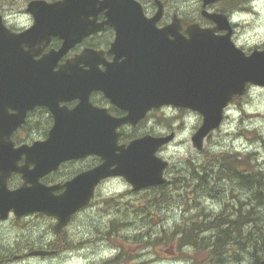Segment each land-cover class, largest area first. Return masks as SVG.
Instances as JSON below:
<instances>
[{
    "label": "clouds",
    "instance_id": "1",
    "mask_svg": "<svg viewBox=\"0 0 264 264\" xmlns=\"http://www.w3.org/2000/svg\"><path fill=\"white\" fill-rule=\"evenodd\" d=\"M34 4L58 6L66 0H31L27 10L18 0H3L0 32L30 33L38 23ZM105 4L106 0H96L95 8ZM133 4L144 19L155 20V30L162 31L160 23L163 30L174 27L181 35L185 21L203 30L200 0H154V19L137 0ZM218 7L227 24L220 31L227 34L213 35L227 38L244 59L264 55V0H218ZM109 11L103 7L98 15L103 12L109 19ZM98 15H88L87 20ZM171 37L176 39L169 33L168 39L175 41ZM51 38L21 47L39 62L47 56ZM126 60L120 57L121 64ZM36 106L25 110L16 127L22 132L17 134L15 128L4 139L13 152L21 149L17 143L31 149L48 135L50 119ZM218 110L220 119L207 127L201 108L165 101L147 107L136 122L119 124V131L115 127L116 157L121 137L155 142L151 159L160 165L159 184L137 189L128 174L111 170L118 166L114 161L66 222L38 207L18 211L6 199L0 207V264H264V83L244 80L241 90L220 101ZM6 112L20 115L12 106H6ZM15 164L29 172L37 169L26 152ZM40 176L23 189L42 186ZM22 179L24 172L0 169V193H17L11 189ZM37 250L43 259L37 258Z\"/></svg>",
    "mask_w": 264,
    "mask_h": 264
},
{
    "label": "water",
    "instance_id": "2",
    "mask_svg": "<svg viewBox=\"0 0 264 264\" xmlns=\"http://www.w3.org/2000/svg\"><path fill=\"white\" fill-rule=\"evenodd\" d=\"M215 1L204 0V5ZM95 3L96 0H66L65 5L58 6L34 4L32 11L38 23L30 33L13 36L0 32V169L21 171L26 177L21 186L11 189L17 193H0V207L7 199L18 211L38 207L58 214L59 219L66 222L69 212L87 201L95 181L108 174L114 161L119 163L111 170L128 174L137 189L159 184L160 165L151 159L155 142L143 137L128 145H119V157H116L115 127L134 122L135 116L141 117L147 107L165 101L201 108L207 116V127H211L220 119V101L241 90L244 80L264 83V55L244 59L231 48L227 38L213 35L217 29L227 27L223 14L205 10V14L218 23L217 27L201 30L190 24L187 34L181 31V36L174 27L155 30V20L144 19L133 0H106L100 9L95 8ZM103 7H109V19L101 24L96 23V16L93 21L87 20L88 15H98ZM107 24L116 27L118 32L110 50L116 55L113 61L102 60L96 50L87 48L82 56L58 67L75 43ZM169 33L176 36V39L171 37L175 41L168 39ZM51 36L61 39L62 45L45 51L47 56L43 60L36 62L32 53L23 52L22 43L48 40ZM121 56H127L123 64ZM100 63L106 65L104 70L100 68L104 72L98 68ZM110 81L114 90L110 89V84L103 86V82ZM93 90H103L129 114L115 118L106 109L92 106L89 97ZM73 98H79L81 104L71 110L59 107L60 101ZM35 105L45 106L55 115L49 136L31 149L23 144L17 147L20 150L13 152L11 143L5 144L4 139L19 125L25 110ZM6 106L18 108L20 115H8ZM21 152L28 153L29 163H37L35 172H29L27 167H16L15 161ZM88 155L100 156L103 161L67 181L64 192L56 193L62 185L42 182V178L57 170L62 162ZM39 175L42 186L36 184L34 189H23L29 182L35 184Z\"/></svg>",
    "mask_w": 264,
    "mask_h": 264
},
{
    "label": "flooded vegetation",
    "instance_id": "3",
    "mask_svg": "<svg viewBox=\"0 0 264 264\" xmlns=\"http://www.w3.org/2000/svg\"><path fill=\"white\" fill-rule=\"evenodd\" d=\"M139 1L143 5L145 14L148 17L153 16L152 15V5L154 3V0H139ZM200 4H201L200 22L203 25V27L205 28L216 27L218 24L205 14V10L206 12H210V13H217V12L223 13L222 8L218 7V1L205 6L204 0H200ZM158 9L159 7L157 6V11ZM106 20H107V16L103 12H101L98 16H96V23L98 24H101L105 22ZM190 23L192 22L185 21L184 26L181 29L182 33L186 32V28ZM158 26L162 27L164 25L158 23ZM225 32L226 31H223V32L220 31V29L216 31L217 34H223ZM115 37H116L115 29L109 24L105 25L102 30H99L90 35H87L83 38V40L79 41L78 44L76 45L74 44L69 49V51L65 54V56L60 60L58 67L62 63H65L67 60H71L77 57L87 48L94 49L97 52H103L105 54L104 58H103V53H99L100 58L102 60L105 59L107 62L113 61L115 55L114 53L110 52V50L112 48V44L115 41ZM61 45H62L61 39H59L58 37L52 38L50 45L47 47L45 51L48 52L52 48L58 49ZM100 68L104 70L106 68V65L104 63H101ZM104 74L105 73H103V75ZM111 82L112 81L108 83L103 82V86L105 85L107 87L108 84H110L109 85L110 89L114 90L113 83ZM89 98H90V102L92 103L94 107L100 108V109H106L108 114L111 115L112 117L124 118L129 114V111L127 109L121 108L117 104L113 103V101L109 97H107V95L105 94L103 90L93 91V93L90 95ZM73 99L75 100L70 99L67 101H63L61 103V106H64L68 108L69 110L75 108L80 103V99L79 98L77 99L73 98ZM36 108L38 109V112H46L48 115V118L50 119V126L48 127V135H49V131L51 130V128L53 127L55 123V115L46 107L39 106ZM37 118L39 119V115H37ZM139 118L138 117L136 118L135 116L136 120L134 122H136ZM122 126L123 125H119L117 130L119 131L120 127ZM22 130H23L22 128H19L18 130H16V133L20 134ZM47 136H45V138ZM139 138H142V137H134L131 139L127 137H121L119 141V145H128L133 140H136ZM18 145H20V143H17V146ZM101 162H102V159L99 156H87L84 158L74 159V160H69L67 162H64L59 166L58 170L51 172L46 177L48 178L47 184L63 183L66 180L71 179L78 173L99 165ZM54 177L56 178L54 179ZM63 190H64V187H62L58 192H61Z\"/></svg>",
    "mask_w": 264,
    "mask_h": 264
},
{
    "label": "rangeland",
    "instance_id": "4",
    "mask_svg": "<svg viewBox=\"0 0 264 264\" xmlns=\"http://www.w3.org/2000/svg\"><path fill=\"white\" fill-rule=\"evenodd\" d=\"M30 0H18V2L19 3H21V4H23V5H25L26 6V8H27V4H28V2H29ZM3 3V0H0V4H2ZM26 8H25V10H26ZM40 118V117H39ZM20 183H18L17 185H19ZM17 185H15V186H17ZM37 258L38 259H43L44 257H42V256H37Z\"/></svg>",
    "mask_w": 264,
    "mask_h": 264
}]
</instances>
